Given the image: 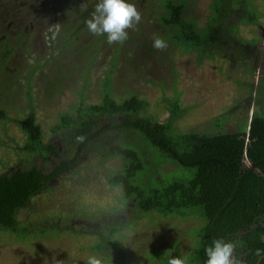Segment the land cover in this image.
<instances>
[{"label": "rangeland", "instance_id": "1", "mask_svg": "<svg viewBox=\"0 0 264 264\" xmlns=\"http://www.w3.org/2000/svg\"><path fill=\"white\" fill-rule=\"evenodd\" d=\"M24 1L29 2L0 0L6 5L0 12V109L5 112L0 120V175L32 167L47 174L62 161L74 159V164L18 212L17 232L25 231L24 236L0 233V264H87L89 256L108 264L109 252L93 251L99 240L85 231L120 221L126 227L112 240L126 252L128 264H167L169 256L184 258L196 243L193 231L200 220L156 213L135 216L120 188L109 183L121 160L103 153L117 145L118 138L109 133L107 137L114 138L109 145L97 147L95 142L79 149L78 143L69 145L53 128L61 114H74L80 103L98 104L110 71L108 88L115 100L135 95L146 101L140 117L165 121L170 102L177 98L187 111L174 122L175 134L234 133L240 126L248 127L264 104V0H248L259 24L237 23L234 47H216L211 56L187 52L169 40L175 29L164 28L159 21L166 15L165 0H129L141 19L126 30L124 42L112 44L89 31L67 40L69 30H58L53 19H41L33 33L19 40L13 33L18 29L6 27L13 11L23 17L36 12L23 8ZM184 1L185 17L204 32L216 0ZM154 36L167 46L153 48ZM31 110L43 143L56 149V155H47L49 160L22 150L25 136L17 121ZM176 170L184 171L173 163L163 164L158 177L165 179Z\"/></svg>", "mask_w": 264, "mask_h": 264}, {"label": "trees", "instance_id": "2", "mask_svg": "<svg viewBox=\"0 0 264 264\" xmlns=\"http://www.w3.org/2000/svg\"><path fill=\"white\" fill-rule=\"evenodd\" d=\"M185 4L184 0H165L166 15L159 17L160 25L175 29L169 40L200 56H211V49L216 47L232 46L237 23L259 24L260 18L248 0H216L202 32L185 17ZM237 44V48L242 47ZM110 73L105 77L100 102L80 103L74 114H61L53 130L69 145L78 143L79 149L95 142L97 147L109 145L114 139L107 137L109 133L118 138L117 145L103 153L121 160L120 169L109 183L120 188L122 199L138 218L156 213L164 218L200 220L193 231L196 243L182 258L184 264H204L205 246L220 238L234 244V255L243 264H264V104L260 113L251 116L248 127L240 126L234 133L175 134L174 122L187 111L179 107L177 98L170 102L165 121L140 117L146 101L135 95L115 100L108 88ZM4 118L5 112L0 109V120ZM17 126L25 136V153L40 154L47 160L48 154L56 155L55 147L43 143L32 110L17 121ZM167 163L184 171L177 174L176 170L161 180L157 170ZM73 164L74 159L62 161L47 174L32 167L0 175V233L24 236L25 231L17 232L18 212L47 191L50 183ZM124 224L105 223L102 228L89 227L85 231L99 240L93 251L109 252L108 264H128L126 252L112 240L113 234L126 227ZM256 249L261 250V256L255 255Z\"/></svg>", "mask_w": 264, "mask_h": 264}, {"label": "clouds", "instance_id": "3", "mask_svg": "<svg viewBox=\"0 0 264 264\" xmlns=\"http://www.w3.org/2000/svg\"><path fill=\"white\" fill-rule=\"evenodd\" d=\"M141 19L140 13L129 0H97L93 11L85 20L87 30L93 35L105 36L108 44L122 43L128 37L127 29H132ZM166 42L159 36H154L152 47L160 50ZM206 257L204 264H243L234 255V244L223 238L213 239L204 248ZM255 255L261 256V250L256 249ZM87 264H102L101 259L89 256ZM167 264H184L180 257L168 258Z\"/></svg>", "mask_w": 264, "mask_h": 264}, {"label": "flooded vegetation", "instance_id": "4", "mask_svg": "<svg viewBox=\"0 0 264 264\" xmlns=\"http://www.w3.org/2000/svg\"><path fill=\"white\" fill-rule=\"evenodd\" d=\"M18 0H13L12 3H16ZM97 0H29V2H21L23 8L30 6L35 9L36 12L28 14L29 16H19V11L12 13L13 20L9 21L6 29H18L17 32H13L21 40L24 35H30L36 30L38 22L43 19L54 21L59 23V29L66 28L69 30L68 38L75 39L79 37V34L87 32L85 20L89 17L93 11L94 5ZM6 5L0 4V12L5 9ZM22 8V9H23ZM35 24V26H34ZM6 35H3L4 38Z\"/></svg>", "mask_w": 264, "mask_h": 264}, {"label": "water", "instance_id": "5", "mask_svg": "<svg viewBox=\"0 0 264 264\" xmlns=\"http://www.w3.org/2000/svg\"><path fill=\"white\" fill-rule=\"evenodd\" d=\"M261 239H262V241L264 242V235L262 236V238H261ZM260 259H261V258H259V260H260ZM259 260H258V261H259Z\"/></svg>", "mask_w": 264, "mask_h": 264}]
</instances>
